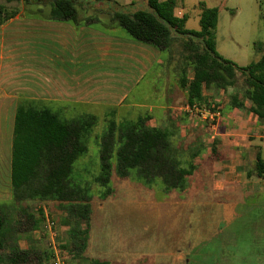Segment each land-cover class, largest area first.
<instances>
[{
  "label": "crops",
  "instance_id": "obj_1",
  "mask_svg": "<svg viewBox=\"0 0 264 264\" xmlns=\"http://www.w3.org/2000/svg\"><path fill=\"white\" fill-rule=\"evenodd\" d=\"M178 5L174 0L171 15L185 18ZM14 8L15 15L0 26L4 101L0 104V130L2 125L4 129L0 143L10 141L5 150L12 148L14 115L20 105L49 108L64 120L89 110L118 107L126 108L134 117L130 120L148 116L150 126L172 131L176 147L183 150L192 169L173 189L164 188L157 178L146 182L135 177L146 184L157 183L160 203L173 208L174 247L153 255L141 254L147 259L143 262L138 257L124 264H168L167 257H173V264H217L220 260L226 264H264V173L259 175L257 167L264 161V120L248 109V101L243 107H229L233 88L203 89L207 100L203 105L222 107L216 125L211 127L204 116L186 109L187 91L179 84L180 54L171 55L166 49L133 39L112 21V8L77 4L75 22L50 18L51 4L21 3ZM214 44L217 51L215 39ZM24 67L29 69V80ZM186 72L189 80L192 69L188 67ZM142 98L154 102L144 104ZM140 107L147 109L138 111ZM9 122L11 136L5 134ZM10 160L11 153L9 163L0 164L5 171V188L9 189V194L0 196V203L12 201ZM188 163L183 166L187 168ZM6 190L1 187L2 193ZM28 203L32 206L37 202ZM68 223V231L78 228L73 220ZM38 224L32 238L19 239L21 248H34ZM209 243H215L218 252L210 261L206 253Z\"/></svg>",
  "mask_w": 264,
  "mask_h": 264
},
{
  "label": "trees",
  "instance_id": "obj_2",
  "mask_svg": "<svg viewBox=\"0 0 264 264\" xmlns=\"http://www.w3.org/2000/svg\"><path fill=\"white\" fill-rule=\"evenodd\" d=\"M19 0H5V3ZM40 3L41 0H31ZM87 0H50L49 17L57 20L77 21L78 5ZM29 4V0H24ZM148 9L114 11L112 21L122 27L133 39L159 50H168L181 56L179 84L187 91L188 104H207L203 89L231 87L229 107H243L264 120V50L259 59L240 66L223 58L215 49L214 29L217 8L201 5L199 30L184 27L185 18L171 15L174 0H145ZM16 8L7 9L0 4V26L13 17ZM89 20V18L87 19ZM179 45V46H178ZM174 46L176 49H174ZM181 46V48H180ZM180 48V49H179ZM258 49H261L260 44ZM192 76L187 79V68ZM216 81L219 82L216 85ZM96 118L93 114L64 120L49 108L20 105L15 110L10 160L12 201L0 203V264H44L47 252L23 249L19 239L31 236L42 218L41 203L50 202L78 228L71 230L72 243L85 246L89 227L92 195L87 186L80 185L75 171L76 161L87 153L88 136ZM173 133L148 124V116L136 120H110L99 136V171L93 181L104 186L100 199L113 190L109 182L114 173L119 178L131 176L149 182L159 179L164 188L173 189L190 174L192 164L184 159L183 150L175 145ZM188 163L187 168L183 165ZM259 175L264 173V161L257 164ZM39 205L36 214L28 202ZM35 203V205L37 204ZM85 227L80 229V225ZM65 249L66 246H61ZM79 247V246H78ZM33 262V263H32ZM87 264H112L105 260H91Z\"/></svg>",
  "mask_w": 264,
  "mask_h": 264
},
{
  "label": "rangeland",
  "instance_id": "obj_3",
  "mask_svg": "<svg viewBox=\"0 0 264 264\" xmlns=\"http://www.w3.org/2000/svg\"><path fill=\"white\" fill-rule=\"evenodd\" d=\"M29 1V4H35L31 0ZM49 1L41 0L40 3L49 4ZM177 1L178 6L185 15L184 27L188 30L200 29V3H203L206 7L217 8L214 39L217 51L227 57L226 59L240 66L259 59L264 49V0ZM21 3L25 4L24 0L11 3L0 0V4L6 5L8 8L18 7ZM100 4L122 12L148 9L145 0H87L84 3V5L93 8L98 7ZM90 13L95 14L96 12L90 11ZM259 44L261 49L257 48ZM24 75L29 80V69L26 67H24ZM10 89L11 86L8 87V90ZM1 95L3 94L0 90V104L4 102ZM142 102L149 104L154 100L142 98ZM136 109L138 111L139 109L146 110L147 107ZM84 114H93L96 118L92 132L87 137L88 151L76 161L74 166L76 173L79 175L80 185L87 186L89 193L92 195L85 246L83 249L82 246L80 247L81 241L77 244L79 247L72 243L73 236L69 235L71 230L68 231L69 223L63 224L62 222L63 218H67V216L64 217L63 212L59 211L54 204L44 202L40 204L43 218L37 225V238L34 239V248L39 249L42 253L47 252L49 256L48 264H52L54 249L63 258L64 264H84L89 259H107L124 264L136 260L138 257H140L139 261L143 262L147 259H144L142 255H153V252L155 253L158 250L173 248L175 237L173 208L165 207L164 204L163 207L160 203L162 195L159 191L160 186L157 183L146 184L137 180L133 176V171L132 175L125 180L113 173L108 184L113 192L108 197L100 199V195L105 190L104 186L97 185L93 181L94 174L99 171V136L106 129L110 120L123 122L134 117H130L131 114L126 111L125 107L100 108L97 112L89 110ZM5 128V134L11 136L12 123L5 124ZM3 130L2 125L0 135ZM9 143L6 141L3 144L0 143V148H3V150L0 149V164L2 166L9 163L11 150H5L6 146L8 149ZM0 186L5 190L7 189L4 194L1 192L0 187V196L9 194V189L5 188L6 177L2 167H0ZM28 204L30 206V203ZM38 205V203L36 205L34 203L30 207L36 212ZM45 217L48 218L47 222ZM48 222H53L50 228L46 227ZM84 227L85 225L81 224L79 228L83 229ZM62 245L66 246L65 249L61 247ZM214 248H216L215 243L208 244L206 253L209 255L207 257L209 261L212 255L218 254ZM156 257L159 258L158 255ZM160 258L162 261L165 260L162 256ZM203 259L206 258L202 257ZM167 263L173 264V257H167ZM217 264H226V261L220 260Z\"/></svg>",
  "mask_w": 264,
  "mask_h": 264
},
{
  "label": "built area",
  "instance_id": "obj_4",
  "mask_svg": "<svg viewBox=\"0 0 264 264\" xmlns=\"http://www.w3.org/2000/svg\"><path fill=\"white\" fill-rule=\"evenodd\" d=\"M188 112H192L195 114H200L201 116H204V118L209 122V125L211 127H214L216 125V122L218 118L221 115L222 109L221 106L216 104H210V105H197V104H187L186 107ZM51 225H53V222H48V227L50 228ZM53 259L52 264H64L63 258L59 256L58 251L54 249L53 251Z\"/></svg>",
  "mask_w": 264,
  "mask_h": 264
}]
</instances>
